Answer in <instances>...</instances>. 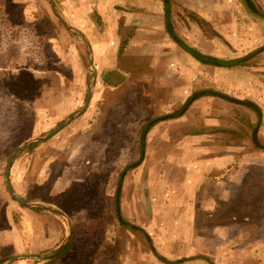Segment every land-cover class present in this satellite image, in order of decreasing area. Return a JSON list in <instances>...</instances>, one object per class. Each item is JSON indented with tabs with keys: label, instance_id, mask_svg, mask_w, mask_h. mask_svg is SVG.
Listing matches in <instances>:
<instances>
[{
	"label": "rangeland",
	"instance_id": "obj_1",
	"mask_svg": "<svg viewBox=\"0 0 264 264\" xmlns=\"http://www.w3.org/2000/svg\"><path fill=\"white\" fill-rule=\"evenodd\" d=\"M51 5L0 0V263L39 254L10 264H264V0H170L177 49L167 53L183 62V81L192 74L195 84L170 113L159 111L162 90L142 80L153 77L144 63L122 65L132 70L131 78L114 87L121 83L111 76L115 71L105 75L90 58L92 64L79 59L77 33ZM181 42L222 60L245 59L232 67L204 63ZM90 90L85 111L46 136L83 108ZM218 93L252 101L261 113ZM151 121L148 131L164 124L151 135L162 136V146H148L143 130ZM256 128L260 146L253 139ZM40 136L18 154L10 172L18 196L42 203L34 210L11 195L5 174L13 152ZM160 153L175 154L178 160L162 164H176L172 172L182 169L187 178L196 157H215L192 198L196 204H162L164 259L143 228L144 200L137 199ZM55 184L66 191L50 195ZM54 207L64 214L53 213ZM53 215L66 229L70 219L69 251L54 257L42 245L31 247L26 232L27 250L17 252L16 226L27 229L34 220L40 232ZM186 215L193 222L187 224Z\"/></svg>",
	"mask_w": 264,
	"mask_h": 264
},
{
	"label": "crops",
	"instance_id": "obj_2",
	"mask_svg": "<svg viewBox=\"0 0 264 264\" xmlns=\"http://www.w3.org/2000/svg\"><path fill=\"white\" fill-rule=\"evenodd\" d=\"M51 6H53V9H58L57 12L68 28L77 33L78 44L81 48L80 54H78L79 59L82 58L85 63L87 59L88 61L91 59L103 70L102 74L110 75L111 70H113L115 72L111 76L121 78L119 79L121 83L114 85V87L123 85L131 78L132 70L127 69L126 71L122 68V65L138 66L144 63L153 77L146 78V76H142V80L145 82L153 80L155 82L153 85L158 92L160 91L159 89L162 90L158 94V98L162 96V101H159L162 104V108L160 107L159 111L162 113L172 112L173 108L182 105L184 100L192 93L195 85L192 74L185 77L186 81L184 82V75L179 74L178 71V66H182L183 62L177 59V55L167 53V50H176L177 48L167 28L165 3L163 0H54V4L52 3ZM194 15L196 17L199 16L198 14ZM189 24L193 25L192 22H189ZM70 25L77 28L78 31L70 27ZM176 27L175 24L174 30H176ZM181 46L184 48L182 44ZM90 50L91 55L89 57ZM187 50L192 54L189 49ZM188 57L191 58L190 56ZM193 60L198 63L194 58ZM90 64L92 63L90 62ZM245 91L247 92L246 88ZM164 122L162 120L159 123L162 124ZM162 127L155 125L148 131V134H146L148 146L157 143L156 141H158L156 145L160 144L162 146V136H159V138H156V134L151 136L153 131L159 128L161 130ZM22 155L20 154V156ZM150 158L148 159L151 160ZM152 160H159L158 162L160 163L157 168L149 170V179L144 181L142 189L139 186L137 199L142 197L144 200L142 207L146 218L144 219L143 228L150 233L151 236L149 237L154 242V249L162 256V208H165V204H196L195 201H192V198L199 191L202 182L210 173L209 170H205V167L210 168L215 165V157H207L205 160L196 157V165L189 166L190 168L188 169L190 178L184 176L182 169H178V172H172L176 168V164H162L163 160L166 162L178 160L175 154L162 155L160 153ZM191 181L192 183L190 184ZM188 184H190V188L184 189L183 187L188 186ZM65 191L63 190V192ZM63 192L62 189L58 190L55 184L49 194L54 195ZM25 200L31 202L28 199ZM19 204L24 203L19 202ZM56 204L60 203L56 201ZM162 204L164 205L162 206ZM156 207L160 210L158 215L154 213ZM146 209L147 212H145ZM152 210L154 212H151ZM52 212L59 213L56 209ZM153 215L154 218L150 219ZM169 217L172 219L171 222L176 218V216ZM182 217L186 219L187 224L189 218L192 220L190 215ZM182 217L180 216L179 218L182 219ZM59 219L61 218L53 215L51 217L52 223L42 222L43 230L40 232L34 220H30V225H28L27 229L21 228L19 230L16 226L14 245L17 248V252L27 250L28 244L26 243L29 236V234H25L27 232L30 233L31 242H34L31 247L38 248L39 245H42L40 249L52 251L54 257H61L66 254L71 246L72 228L69 218H66L67 229L63 219ZM192 222L189 221V223ZM181 223L182 221L178 225ZM191 230L193 231V228ZM176 231L175 229L174 233ZM192 231H190V236ZM165 232L170 235L174 234L173 232ZM169 238L174 239L171 236ZM170 254L172 256L181 255L180 252H171ZM148 255L150 256L149 252ZM163 255L166 256L167 254L164 253ZM158 263L161 262L158 261Z\"/></svg>",
	"mask_w": 264,
	"mask_h": 264
},
{
	"label": "water",
	"instance_id": "obj_3",
	"mask_svg": "<svg viewBox=\"0 0 264 264\" xmlns=\"http://www.w3.org/2000/svg\"><path fill=\"white\" fill-rule=\"evenodd\" d=\"M51 2L54 4V0H51ZM70 27H72L73 29H75L76 31H78L77 28H75L74 26L70 25ZM181 44L190 50V47H188L187 45H185L184 43L181 42ZM89 54L91 55V50L89 51ZM91 95H92V91L90 90L88 92V95H87V99H86V103L85 105L83 106V108H81L77 113L71 115L67 120L61 122L60 124H58L55 128H53L46 136H51L53 134H55L56 132H58L59 130H61L64 125L73 120V118L76 116V114H81L82 112L85 111V109L87 108L89 102H90V99H91ZM218 95H220L221 97L227 99V100H230L232 102H238V103H242V104H245V105H248L250 107H253L255 110H257L258 112L261 113V110L260 108L257 106L256 103L252 102V101H248V100H241V99H237V98H234V97H231V96H228V95H224V94H220L218 93ZM197 97V94H194L190 100V102L192 101V99L196 98ZM44 138V136H40V137H34V138H31L29 139L28 141H26L24 144H22L21 146H19L14 152L13 154L11 155V157L9 158V161H8V164H7V168H6V174H5V177H6V185L11 193V195L16 199L18 200L19 202L21 203H24L27 205H37V206H42V203H33V202H27L24 198L18 196L14 189H13V186H12V183H11V179H10V172H11V168L13 166V163H14V160L15 158L18 156V154L26 147V145H28L29 143L33 142V141H36V140H39V139H42ZM253 139H254V142L260 146V142H259V139H258V128H256L254 130V135H253ZM54 209L58 210L59 212L63 213V211L59 208H56L54 207ZM64 214V213H63ZM38 256V254H18V255H14L12 257H10V259L7 261V262H4V263H0V264H10L12 263L13 261L21 258V257H29V256Z\"/></svg>",
	"mask_w": 264,
	"mask_h": 264
},
{
	"label": "trees",
	"instance_id": "obj_4",
	"mask_svg": "<svg viewBox=\"0 0 264 264\" xmlns=\"http://www.w3.org/2000/svg\"><path fill=\"white\" fill-rule=\"evenodd\" d=\"M164 3H165V11H166V24H167V28H168V31L169 33L171 34V36L175 39H177V36L175 35V33L173 32V29H172V23H171V11H170V0H163ZM190 51L192 52V54L198 58L200 61L204 62V63H212V64H215V65H220V66H229V67H232V66H235V65H238L240 64L245 58H242V59H232V60H222V59H219L215 56H211V55H205L195 49H191L190 48ZM152 125V121L148 123V125L144 128L143 132H147L148 129L151 127ZM36 143V142H35ZM142 145L144 147L145 145V136H142ZM22 206H25L24 204H21ZM34 210H42L43 208L42 207H39V206H33V207H30ZM120 220H122V217L119 216ZM133 228H136V229H141L140 227L136 226V225H131ZM156 252V250H154ZM59 253V252H58ZM56 255V254H55ZM158 257H160V259H164L162 258V256H160L159 254H157Z\"/></svg>",
	"mask_w": 264,
	"mask_h": 264
}]
</instances>
